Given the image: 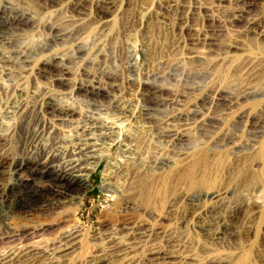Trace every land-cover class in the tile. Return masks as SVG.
<instances>
[{
	"label": "rangeland",
	"instance_id": "1",
	"mask_svg": "<svg viewBox=\"0 0 264 264\" xmlns=\"http://www.w3.org/2000/svg\"><path fill=\"white\" fill-rule=\"evenodd\" d=\"M60 1L50 4L51 7L39 0H0V12L2 8H12L33 18V25L25 27L23 32H13V37L18 46L32 50L30 57L35 60L34 70L46 69L40 61L52 56L72 62L77 49H82V55H77L80 59L68 66L69 86L53 84L46 75L37 80L30 73L20 89L29 96L32 90L42 91L53 99V109L39 105L35 115L40 119L39 126L54 125L65 142L82 134L79 131L82 125H108L101 130L86 128L91 142L102 143V161L88 178L81 194L83 200L77 201L79 208L74 214L72 208H68L46 218L35 228L49 227L50 230L32 240L0 246V258L13 250L17 253L28 247L48 246L68 227H75L78 236L69 251L55 255L47 251L44 256L46 250L42 248L44 250L37 261L40 264H93L99 260L101 264H128L129 261L179 263L173 259L147 260L148 253L156 247L166 253V257L183 259L185 264H209L210 260L214 264H264V131L253 147L243 151L224 150L219 145L221 138L230 131L231 124L237 120L248 123L256 118L264 123V3H251L248 7L250 13L246 17L256 23L250 27L246 21L238 22L232 15L237 9L247 8L249 0H242L244 3L241 0H113L114 12L105 19L106 23L93 21V4L97 0L87 1V9L80 15L81 19L72 13L69 0ZM51 27L64 34L62 40L55 44L50 41ZM50 43L48 51L43 50V45ZM129 61L134 63V72L128 68ZM48 70L51 75L57 74L52 67ZM88 75L104 82L107 78L113 79L116 88L113 91L106 89L108 98L134 118L118 121L110 105L105 104L107 102L100 111L92 113L84 102L74 100L78 96L74 87L90 79ZM10 80L0 78V109L5 105V93L12 88ZM146 82L151 86H144ZM194 89L198 90L200 97L206 96L211 100L226 94L234 97L247 89L256 90L258 97L229 112L215 113L220 124L210 134L212 140L211 137L203 139L201 133L191 128L187 144L181 147L160 144L152 132L142 126L143 122H138V112L150 101L186 96L187 91ZM15 95L13 93V99L20 102V96ZM191 98L187 103L194 104L196 98ZM26 104L30 106L31 99L27 98ZM64 104L72 107L70 115L62 116L54 111ZM171 109L167 107L165 112L171 114ZM1 112L0 118L3 116ZM89 114L96 120L85 121L84 116ZM5 122L12 124L11 119H5ZM109 127H112L113 136L111 140L102 142V133L107 134ZM239 131L232 130L240 143L251 139L245 130ZM43 135H46L44 131ZM127 149L133 151L132 154H124ZM18 150L22 157L29 156L27 146L22 145ZM125 160H129L126 169L130 175L123 176L117 185L123 188L127 181L133 185L122 199L106 193L102 182L108 164H119ZM155 165H161L163 170H158L160 174L154 177L137 172ZM125 179V185H121ZM199 192L223 195L224 199L214 204V211L219 219L230 221L228 228L232 236L227 238L228 243L221 246L211 243L198 231L196 220L188 216L187 197ZM255 195L260 198V205L252 203ZM127 206L131 208L127 209ZM230 213L231 217L227 218ZM119 216L135 220L148 232L139 237L129 230H121ZM63 217L70 218L71 222L52 231ZM159 233H169L175 240L172 244H175L167 246ZM109 241L119 248L109 250ZM17 260V256H9L4 264H17L14 263Z\"/></svg>",
	"mask_w": 264,
	"mask_h": 264
},
{
	"label": "bare ground",
	"instance_id": "2",
	"mask_svg": "<svg viewBox=\"0 0 264 264\" xmlns=\"http://www.w3.org/2000/svg\"><path fill=\"white\" fill-rule=\"evenodd\" d=\"M39 1L43 2L46 6L61 2L60 0ZM87 1L88 0H69L71 11L76 15V17L78 16L80 18V15L84 14L87 9L85 8ZM114 1L97 0L93 4V8H95V17L93 16L95 20L93 21L104 23L107 17L113 15L115 7ZM243 1L242 3H244ZM247 2H249L247 3L249 5H247V8L245 7L241 10L237 9L238 11L236 10V12L232 15H234V19L238 22L242 23V21H246L245 23H247L248 26L253 27L256 24L255 21L252 22L246 17L249 12L248 10L250 9L248 7L251 6V3H256V5L257 3H264V0H249ZM241 6L243 5L241 4ZM2 9L3 10L0 12V78H10V81H12V88L10 92L5 93V105L2 109H0L2 111L1 113H3L2 118H0V246L5 244L7 246L12 245L15 242L32 240L36 235L40 236L45 231L50 230L49 227L39 228V230L35 227L41 224L46 218L56 214L58 211L62 212L64 209L72 208L71 210H73L72 212L74 214V211L78 210L79 205L77 204V201L80 200L82 202L83 199L81 194L86 188L87 181L91 173L99 166L100 162L102 161L103 151L102 143L98 145L96 142H91L92 139L87 138L88 133L86 134V131L88 129L86 128H99L101 130L103 128H107L108 125H103L102 123L99 124L98 127H95L94 125H82L79 128V131H81L82 134L80 133L77 136L75 135L76 137L74 139L68 140L67 142L60 138L57 128L54 125L51 124L42 126V124L39 126L40 119L35 115L36 109L39 105L52 108L51 101L53 99H49V97H47L44 92L38 90H32L30 92L31 96H29L26 92H23V90L20 89V86L26 82L25 80L27 79L28 75L30 76V73L33 74L37 80L45 78L46 75L49 77L50 81L53 82V84L69 86L70 81L68 82L67 78L69 75L68 66L74 63L73 61L80 59L78 56L82 53V49L80 47L77 49L75 54L76 57L74 56L75 59L72 62L70 60L67 61L64 59H59L57 56H52L47 60L40 61V64L46 67V69L34 70L33 65L35 60L31 59L30 57L32 50L27 47L18 46L15 38L13 37V32H23L25 27L27 28L33 25V18L29 17V15L26 16L25 13H20L12 8L5 7ZM99 26H101V24ZM49 32L51 33L50 41L52 44L62 40V37H64L63 32H59L55 28L51 27ZM204 39L206 38L204 37ZM51 43L47 44L45 47L43 45V50L48 51V47L50 48ZM48 67L55 69L57 74L51 75L52 73L50 74L48 72ZM133 67L134 63L129 61L128 68L131 72L135 68ZM89 77L90 79L87 81L81 80L82 82L77 84V87H74V92H76V94L80 97L79 98L77 96L74 98V100H78L80 103L84 102L86 106H89L92 109V113L95 111H100V108L103 107L105 102H107L105 104L110 105L111 110L118 121L122 119L134 118L132 114H129L130 112H127L126 109L124 110L123 107L120 108L119 105L114 103L111 98H108L110 96L108 94V90L106 91V89L113 91L116 88V84L113 79L107 78L105 80L106 82H104L99 80V78L96 79L92 76ZM153 79H156V77ZM143 85L151 86V84L148 82L144 83ZM255 91L247 89L236 94L234 97H227L226 94L224 97L218 96L214 100H211L206 96L200 97V95L197 94L198 90L194 89L187 91L186 96L177 95L176 98L169 96L166 99H158L153 103L150 101V103L144 105L140 111L138 110L139 112L137 119H139V123L143 122L141 123L142 126H144L146 129H149V131H151L154 135V138L160 144L168 147L176 148L181 147L184 143L187 144V139L189 137L190 130L192 129H195L194 132L197 131L198 133H201L203 139L204 137H211L212 140V136H210V134L214 133L215 130L219 128L218 125L220 124V118L217 116L218 114L215 115V113L223 114L226 111L229 112L231 109L239 107L241 103L258 97V94ZM13 93L20 96V102L15 101L17 99H13ZM191 97L194 99L196 98L194 104L192 102V104L187 103ZM27 98L31 99L30 106L26 104ZM257 99L259 100V98ZM167 107L172 108L171 110H173V112L171 114H169V112H165ZM54 111L62 116H67L69 113L73 112V109L70 105H65L60 108L56 107ZM89 115L90 116H84L85 121L96 120L91 114ZM5 119H11L12 124L8 125L9 122L6 123ZM114 124L115 123H113V125ZM111 128L112 127H109V130L107 129V134L102 133L100 138L102 142L112 138L113 130H111ZM240 129L241 131L242 129L243 131L245 130L246 134L250 136L251 139H249V141H244L243 143L239 142L238 135H236V133L234 134L232 130L238 132ZM43 131L46 135H43ZM263 131L264 123L260 120H256V118L252 119L248 123L242 120H237L231 124L230 131H228L225 136L221 138L219 145L224 150L240 149L243 151L244 149L253 147L257 142V139L262 135ZM213 135L215 136V134ZM197 139H199L198 136ZM214 139L215 138H213V140ZM217 143L218 142H216V144ZM22 145L27 146V152H29V156L26 155L27 157H22L20 155L18 149ZM166 150L167 149L165 148V151ZM132 152L133 151H129V149H127L124 154H132ZM128 161L129 160H125L123 163H116L113 165L108 164L106 166V174L103 178L102 189L106 193L116 196V198L122 197L123 199L127 190H131V186L133 185L131 182H126L127 178L121 182V185H125L126 182V185L123 188L117 185V183L122 180L123 176L126 177L130 175L126 169ZM110 168L112 169L111 171ZM161 168V165L160 167L155 165L148 170L138 169L137 172H141L140 174H143L147 177H154L160 174L159 171ZM132 172L137 173L135 171ZM255 198L256 199L252 201V203L260 205V198L257 195H255ZM223 199V195L218 192H214L211 195L199 192L187 197L188 211L186 212L188 213V216L196 220L195 223L198 224V231L207 236L211 243L217 244L218 246L228 243L227 238L232 236V232H230L228 228L229 220L226 222L225 219H219V217H216V211H214V204L217 205ZM205 205L210 206L206 207ZM128 208H131V206H127V209ZM230 217L231 213L227 218ZM129 219H126L123 216L118 217V221L122 223V225L120 224L121 230H129L131 234L139 237L148 232L144 226L134 222L135 220L133 221ZM69 222H71L70 218H60L59 223L53 226L51 230L55 231L58 228L63 227V225L69 224ZM161 235H163L162 238L168 244L167 246H171L170 244L175 241L169 233L160 234V236ZM77 236L78 234L76 228L68 227V229L64 231L62 235L58 236L48 246H46V244L42 246L46 252H43L44 249L41 250L42 248H38V246L33 249H31L32 247H28V249L24 248L17 253H15V250H13V252H10L6 257L1 256L0 264H4L6 262L5 260L9 256H17L18 260L14 262L17 264H40L36 258H39V256L41 257L42 252L43 254L45 253L44 256H46L47 251H51V255L61 254L62 252L69 251L75 244V239ZM174 244H172V246ZM108 245V248L111 251H116L119 248L112 241H109ZM26 250L29 251L23 253V251ZM148 254L149 258L147 260L149 261H164L167 259H173L178 260L176 261L179 262L178 264H185V260L183 259H177L176 257L169 256L166 257L167 254L158 251L156 247ZM13 260H15V258L12 259V262ZM101 262L102 261L99 260L93 262V264H101ZM214 263L215 262L213 260L209 261V264ZM128 264L144 263L140 261H129Z\"/></svg>",
	"mask_w": 264,
	"mask_h": 264
}]
</instances>
